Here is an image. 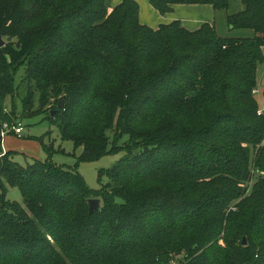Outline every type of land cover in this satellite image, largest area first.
<instances>
[{"label":"trees","instance_id":"obj_1","mask_svg":"<svg viewBox=\"0 0 264 264\" xmlns=\"http://www.w3.org/2000/svg\"><path fill=\"white\" fill-rule=\"evenodd\" d=\"M148 2L161 15L228 7ZM241 3L226 23L249 35L221 36L210 23L148 27L134 0H0V122L15 121L3 103L21 88V117L37 94L33 115L47 107L42 119L82 148L80 161L121 150L122 136L130 153L98 171L105 191L54 163L42 137L43 161L1 156L0 264H264V115L252 94L264 0ZM50 87L63 108L48 106ZM11 186L24 205L6 199ZM91 193L102 202L89 214Z\"/></svg>","mask_w":264,"mask_h":264},{"label":"rangeland","instance_id":"obj_2","mask_svg":"<svg viewBox=\"0 0 264 264\" xmlns=\"http://www.w3.org/2000/svg\"><path fill=\"white\" fill-rule=\"evenodd\" d=\"M119 0H111V4L115 5L118 3ZM137 2L139 7V22L141 24H144L148 27H151L153 29L158 28L160 24L163 23H170L173 21L179 22L182 26L185 25L187 27L193 28L196 27L197 29L204 23H211L214 21L215 29L217 33L227 35V27L226 23L224 21L225 14H231L235 13L242 9V3L241 0H228V7L226 9H214L212 5L210 4H180L172 10L171 15H165L164 17H161L159 13H157L152 7L150 6L148 0H134ZM215 10V11H214ZM172 17V20H169V18ZM191 17H196L199 20L198 24H192L189 22V19ZM195 29V28H194ZM196 30V29H195ZM243 33L244 31L241 30H233L230 32V35L227 36H239L237 33ZM246 32H249L247 30ZM233 33V34H231ZM249 35V34H248ZM242 36V35H241ZM4 39V38H3ZM24 72V68H21L15 76V85L17 86L18 83H20V80L22 78ZM50 87L49 88V104L55 103V100H59V98L63 97V104L65 97L63 95L62 88L58 90V88ZM18 94H17V88L15 91V94L13 93V97H7L3 103L4 112H9L10 110H13L15 115L13 116V120H21L22 125L24 127V135L28 137L30 140V143L26 144V146L34 150V148L39 147L41 149V155L38 158V160H45L47 158V152L45 148L42 145V142L40 141V138L42 137L44 139V143L46 145L52 146V154L50 155L51 160L56 163L57 165L63 166V167H71L75 168L80 175L83 177L85 184L90 189H98L99 191L104 189V186L106 185V182L108 181V178L106 175L102 176L101 182L102 184H99L98 182V171L101 169H108L111 166H113L119 158H123L126 156L129 152H126L124 147V143H126L128 140L126 136H122L117 144L121 145V150L116 152H109L108 154L100 157L99 159L93 160V161H80L78 159L79 154L82 152L81 147L75 148L73 143L69 140L61 141L59 137V128L57 125H50L47 121L43 120L42 116L46 115V108H43L44 115H36L34 116L35 112L39 109L37 100V94H35L32 99L35 101L32 104H28L27 107H30L28 111L25 112V114H22L27 117H21L20 111H21V100L18 98L19 96H23L25 92L22 91L21 88H19ZM22 94V95H21ZM17 96V97H16ZM56 105V104H55ZM40 110V109H39ZM54 110V109H52ZM51 110V112H52ZM50 112V113H51ZM48 115V113H47ZM112 130L108 132L109 141L112 142ZM24 146V145H22ZM24 153L27 152H21L18 154H14L13 160L21 165H25L27 162H33L31 159H27ZM130 154V153H129ZM102 193V192H101ZM89 199L92 198H98L100 199V205H101V197H96L95 193L89 194ZM6 199L9 201H15L21 205H24L23 198L21 196V193L17 186H11L9 187ZM50 240V238H48ZM218 243L222 244L223 241L219 240ZM176 261H178L176 259Z\"/></svg>","mask_w":264,"mask_h":264},{"label":"crops","instance_id":"obj_3","mask_svg":"<svg viewBox=\"0 0 264 264\" xmlns=\"http://www.w3.org/2000/svg\"><path fill=\"white\" fill-rule=\"evenodd\" d=\"M121 0H119L118 2H120ZM180 4H175L172 6V10L174 9V7L178 6ZM151 6V5H150ZM153 9V8H152ZM242 9H243V5H242ZM241 9V10H242ZM172 10L164 15H161L159 14L161 17H164L165 15H171L172 14ZM156 11V10H155ZM215 11V10H214ZM240 11V10H239ZM157 12V11H156ZM158 13V12H157ZM226 15L224 16V21L226 23ZM169 20H172V17L169 18ZM189 22L192 23V24H198L199 23V20L196 18V17H191L189 19ZM211 24V23H210ZM212 24L214 25L215 27V22L213 21ZM185 28H187L188 30H195L197 29L196 27H193V28H190V27H187L185 25H183ZM226 27H227V35H230L229 33L232 32L233 30L227 25L226 23ZM195 28V29H194ZM241 31H244L243 33H237L239 34V36H245V35H248L249 32H246L247 30H241ZM233 34V33H231ZM221 36H227V35H224V34H220ZM262 49V53L264 55V46L261 48ZM256 79H257V82H260L262 84V88H263V84H264V62L259 64L257 66V71H256ZM260 99L262 100V96L260 97ZM44 141V139H43ZM30 143V140L28 139V137H26L24 135V129L21 133V135H15L12 131H9L7 132L4 136H0V157L3 156L7 151H12L14 152V154H18V153H21V152H27V153H24L25 156L27 157V159H38L41 155V149L39 147H36L34 148V150H31L29 149L26 144ZM24 145V146H22ZM9 188H7V191H8ZM7 191H6V194H7ZM0 204H1V200H0Z\"/></svg>","mask_w":264,"mask_h":264},{"label":"built area","instance_id":"obj_4","mask_svg":"<svg viewBox=\"0 0 264 264\" xmlns=\"http://www.w3.org/2000/svg\"><path fill=\"white\" fill-rule=\"evenodd\" d=\"M252 94L257 102V114L264 115V96H263V88L260 82H257V85L253 88ZM262 96V100L260 97ZM24 127L20 120H15L12 123L0 122V136H4L7 132L12 131L15 135H21ZM258 171V170H255ZM50 238V237H49ZM171 264H181L176 261V258L170 261Z\"/></svg>","mask_w":264,"mask_h":264},{"label":"water","instance_id":"obj_5","mask_svg":"<svg viewBox=\"0 0 264 264\" xmlns=\"http://www.w3.org/2000/svg\"><path fill=\"white\" fill-rule=\"evenodd\" d=\"M10 38L8 37L7 40H9ZM5 44V40L2 39V37L0 36V47L3 46ZM63 97L59 98L58 102H57V107L58 108H63ZM51 114H54V110H52ZM89 202V208H88V213L92 214L95 211H97L100 208V199L98 198H92L88 200ZM245 243V240H243V244Z\"/></svg>","mask_w":264,"mask_h":264}]
</instances>
